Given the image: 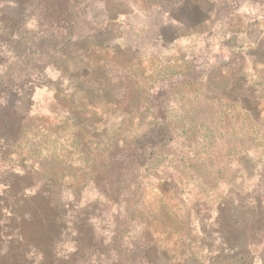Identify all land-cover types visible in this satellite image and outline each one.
I'll return each instance as SVG.
<instances>
[{"label":"rangeland","instance_id":"374dc122","mask_svg":"<svg viewBox=\"0 0 264 264\" xmlns=\"http://www.w3.org/2000/svg\"><path fill=\"white\" fill-rule=\"evenodd\" d=\"M65 4L73 25L58 34L44 25L36 31L38 12L31 8L15 28L13 39L0 50V62L6 60L19 81H29V90L14 101V105L22 102L31 115L22 138L31 151L29 156L38 157L32 150L42 143L46 152L61 150L70 163L69 169L61 171L65 185L56 191L54 200L62 206L63 215L65 204L73 199L80 206L96 199L95 192L82 182L89 172L82 170L92 164L101 144L107 145L110 137L121 140L127 137L126 130H148L141 147L163 144L168 118L177 121L182 115H193L197 125L209 127L221 105L241 102L251 92L257 100L258 116L264 119V54L249 47L264 34V0H56L53 12H61ZM227 32L237 35L238 44L247 50L222 65L230 55V47L221 37ZM217 65L221 66L213 68ZM205 74L198 85L190 83V78ZM135 81L145 91L140 98L158 103L155 108L141 110L148 119L140 127L137 121L131 125L123 122L134 106L110 104V100H120L111 92ZM185 84L188 87H179ZM228 108L231 111L232 107ZM154 115L160 116L159 122H152ZM176 121L171 126L174 130ZM181 142H171L170 149L197 148L199 138L191 137L185 145ZM236 142L212 144L218 157L204 158L206 171L217 169L218 173L206 182L209 189L197 190L198 178L206 177L203 170L197 171L200 162L184 171L163 167L171 179L184 174L189 180L188 194L180 197L178 189L172 188L168 200L162 198L177 216L164 223L144 224L151 222L152 238L164 257L162 264H264V154L247 144L245 153L239 154ZM233 148L239 156L227 152ZM241 155L248 159L239 162ZM145 182L151 193L155 180ZM185 194L193 202L191 209H196L191 212L190 244L177 241L170 231L183 229L180 218L190 209L181 200ZM149 198L153 207L161 208L154 203L158 200L155 191ZM254 201L258 202L256 209ZM228 238L243 240L245 245L229 244ZM188 248L192 254L185 257L181 249Z\"/></svg>","mask_w":264,"mask_h":264},{"label":"trees","instance_id":"16d2710c","mask_svg":"<svg viewBox=\"0 0 264 264\" xmlns=\"http://www.w3.org/2000/svg\"><path fill=\"white\" fill-rule=\"evenodd\" d=\"M54 1L56 0H0V50L5 48L6 42L13 39L15 28L31 13V8L38 12L35 16L38 18L35 21L36 31H41V26L44 25L58 34L66 29L65 26L73 25L69 21L67 5L61 12L57 13L56 9L53 12ZM221 37L225 39L226 46L230 47L229 58L222 65L229 64L234 56L247 50L243 44H238L237 35L227 32ZM249 47L264 54V34L253 44L249 43ZM1 53L2 51L0 56ZM30 61L31 58L27 60V65ZM5 62L7 61L0 62V264H162L164 257L158 251L157 241L152 238L151 222L158 220L164 223L166 218L173 219L177 216L175 209H169L162 198L168 200L166 195L172 188L178 189L180 197L187 192L189 178L183 174L184 169H192L200 162L201 166L197 171L203 170L206 177L198 178L197 190H206L210 188L206 182L216 178L218 173L217 169L213 173L208 171L210 169L206 171L207 158L204 159L218 157V153L212 148L214 142L238 141L241 148L239 154L247 150L245 144L264 154V119L258 116L257 100L250 95L252 92L241 102L221 105L220 114L218 112L219 115L213 117L215 122L209 127L197 125L192 120L193 115H182L177 121L166 117L164 129L168 128V131L166 129L162 136L167 137V141L163 144L141 147L145 144L148 130L145 133L126 130L127 137L121 140L110 137L107 145L101 144L100 152L94 157L92 164L82 170L89 172L85 173L82 182L86 188L95 192L96 199L83 203L82 206L78 200L73 199L65 204L66 213L63 215L62 206H58L54 200L56 191L65 185V176L61 171L69 169L67 164L70 163L61 150L46 152L42 143L41 147L35 145L36 151L32 150L33 154L39 156H29L31 151L29 147H25L27 144L23 145L22 138L31 115L22 102L14 105V101L29 90L26 89V86H30L29 81L28 78L19 81V75ZM219 66L221 65L213 68ZM11 70L13 73H9ZM180 75L186 78L183 74ZM206 76L207 74L190 78L189 81L198 85L201 78ZM179 87L188 86L185 84ZM144 93L136 81L119 86L114 94L111 92L112 96H118L120 100L115 103L110 100V104L134 106L128 119L123 120L124 123L131 125L133 121H137L138 127L143 126L148 117L146 113L140 114L141 110L158 105L155 99L148 101L140 98ZM216 102L217 105L221 104ZM228 107H232L231 111H228ZM234 110L239 112L233 115ZM159 118L160 116L154 115L152 122H159ZM174 121L178 122L175 130L171 128ZM191 137L199 138L197 148L182 146L180 149H170L171 142L177 141L179 145L182 141L185 145ZM237 150L233 148L227 152H234L235 156H239ZM247 159L248 155H243L239 162ZM163 167L168 171L183 169V175L171 179L168 173H164ZM195 171L196 169L192 172ZM184 177L186 179L183 181ZM148 178L150 182L153 179L156 182L155 187H150L151 193H148V183L145 182ZM153 191L158 197V202L154 203L161 205V208L153 207L150 203L152 199L149 197ZM188 191L195 194L191 189ZM186 194L181 200L186 201L190 209L180 218L183 229L176 232L169 230L174 232L177 241L188 240L190 244L191 212L196 209H191L193 202L187 200ZM253 204L256 209L258 202L254 201ZM149 221L150 225H144ZM241 241L228 238V243L232 245L244 246L245 241ZM188 249H181L183 256L192 254L191 248Z\"/></svg>","mask_w":264,"mask_h":264}]
</instances>
